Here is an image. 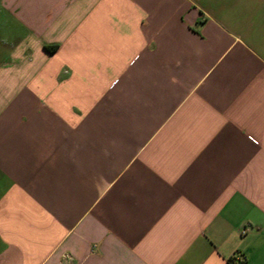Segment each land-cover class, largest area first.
I'll return each mask as SVG.
<instances>
[{"label":"crops","instance_id":"1","mask_svg":"<svg viewBox=\"0 0 264 264\" xmlns=\"http://www.w3.org/2000/svg\"><path fill=\"white\" fill-rule=\"evenodd\" d=\"M264 264V0H0V264Z\"/></svg>","mask_w":264,"mask_h":264},{"label":"built area","instance_id":"2","mask_svg":"<svg viewBox=\"0 0 264 264\" xmlns=\"http://www.w3.org/2000/svg\"><path fill=\"white\" fill-rule=\"evenodd\" d=\"M242 262V260L241 261H239V263H241Z\"/></svg>","mask_w":264,"mask_h":264},{"label":"trees","instance_id":"3","mask_svg":"<svg viewBox=\"0 0 264 264\" xmlns=\"http://www.w3.org/2000/svg\"><path fill=\"white\" fill-rule=\"evenodd\" d=\"M240 264V263H239Z\"/></svg>","mask_w":264,"mask_h":264}]
</instances>
